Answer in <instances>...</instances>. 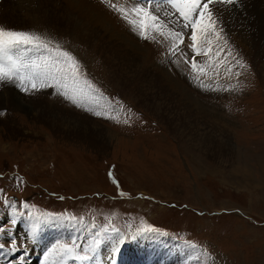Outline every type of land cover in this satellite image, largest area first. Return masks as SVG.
<instances>
[{
	"label": "rangeland",
	"instance_id": "rangeland-1",
	"mask_svg": "<svg viewBox=\"0 0 264 264\" xmlns=\"http://www.w3.org/2000/svg\"><path fill=\"white\" fill-rule=\"evenodd\" d=\"M23 1L31 13L39 3L40 9L50 12L46 16L59 13L60 28L33 33L48 36L53 46L59 44L77 58L86 78L105 98L98 101L104 115L76 107L52 88L27 94L10 84L35 104L15 103L0 109L4 113L0 115V189L4 190L0 195V243L4 249L29 261L26 251L34 246L18 227L21 221L27 227L37 221V229H65L52 246L71 239L81 244L82 234L85 244L106 228L101 232L106 240L97 255L111 242L118 249L121 243L116 239L124 241L120 259L115 257L111 264H124L127 249L134 253L132 262L138 261L135 255L146 259L148 254L155 257L152 264H158L159 255L175 253L169 264H264V63L259 64L255 56L264 59V48L245 43L244 54L233 51L225 62L232 74L222 66L219 76L213 77L208 69L207 77L200 78L202 88L179 53L171 55L166 42L141 39L101 0ZM113 2L122 4L123 0ZM238 7L223 9V18L231 17ZM0 13L13 23L25 15L23 7L17 15ZM68 13L95 28L97 37L84 42L68 34L64 30L70 23ZM152 44L158 48L149 54ZM132 59L139 60L133 65L137 68L126 63ZM113 71L127 78L120 81ZM163 79H173L174 85L168 86ZM132 80L138 83L136 93L123 89ZM155 84L163 88L164 109L171 107L179 115L182 102L200 123L212 116L221 124L210 151L205 150L211 142L206 129L201 132L196 126V145L190 144L146 106L152 104ZM90 101L86 106L97 103L96 98ZM59 110L62 115L55 118ZM5 198L17 202L15 210L5 205ZM149 225L159 231H144ZM13 239L18 241L17 251L12 250ZM143 239L147 243L141 244ZM41 240L48 249L50 244ZM180 248L188 251L185 258L179 255ZM54 257L48 264L60 260ZM106 260L102 264L109 263ZM66 261L95 264V260Z\"/></svg>",
	"mask_w": 264,
	"mask_h": 264
},
{
	"label": "snow or ice",
	"instance_id": "snow-or-ice-1",
	"mask_svg": "<svg viewBox=\"0 0 264 264\" xmlns=\"http://www.w3.org/2000/svg\"><path fill=\"white\" fill-rule=\"evenodd\" d=\"M101 3L118 13L141 39L160 43L162 37L168 45L169 53H179L184 58V62L192 70V78L202 88L205 85L200 78L207 77L208 69L212 70L213 77L219 76L222 66L225 72L232 74V68L225 66L227 58L232 56V50L230 47L226 49L227 39H223L221 43L224 33L223 9L229 6L238 7L241 0H123L122 4L113 0H101ZM186 39L191 43H185ZM181 44L184 48L179 47ZM197 57L206 59L201 62ZM233 59L236 58L233 56ZM236 64L244 67L239 59H236ZM82 67L70 51L59 44L53 46L48 38L33 32L8 30L0 26V85L13 84L27 94L52 88L56 94L76 107L102 116V111L86 106V101L91 98H96L97 106L98 101L105 98L86 78ZM235 75L238 77L240 74ZM214 82L218 84V81ZM108 103L111 106V102ZM0 115L4 113L0 112ZM109 176L111 178V172ZM0 195H4L3 189H0ZM4 203L15 210L16 201L10 202L5 198ZM35 228L36 225L33 224V233ZM104 231L107 229L97 231L84 245L79 244L76 239L70 243L57 242L48 250L45 260L47 261L49 255H58L60 260L54 261V264H66L67 259L79 262L95 260V264H99L96 256L102 241L97 237ZM144 231L159 230L149 225ZM0 232H3V228H0ZM3 248L4 244L0 243V249ZM12 250H18L16 239L12 240ZM20 260L23 261V257Z\"/></svg>",
	"mask_w": 264,
	"mask_h": 264
},
{
	"label": "bare ground",
	"instance_id": "bare-ground-1",
	"mask_svg": "<svg viewBox=\"0 0 264 264\" xmlns=\"http://www.w3.org/2000/svg\"><path fill=\"white\" fill-rule=\"evenodd\" d=\"M15 1L18 3H16ZM20 7H23V10L25 11V15H23L21 17L20 21H18L17 19H15L14 23L12 21H7L5 19H2L3 14L0 13V26L4 27L3 24L7 25V27H4V28H6L8 30H14L15 28H21V31H25V32L46 33L49 30L58 29L63 25V22L59 16L58 12L55 11L54 12L55 14L53 16L52 15L46 16V14H49L50 12H46L43 8L40 9V3L36 6V8H35L36 11L31 13L23 0H2V1L0 0V10L7 12L8 14L15 13L17 15V12L20 11ZM68 17L70 19V23L64 29L68 34L73 35L79 41L83 40L84 42H88L89 38H96L97 37L98 31L95 28L90 29V27L88 25H84V24L80 23L79 21L74 20L73 16L69 13H68ZM223 21H224V33H226V36L224 35V33H222L221 43L223 42V39H227L228 44L226 46V49L230 47L232 52L235 51V52H238L239 54H244L242 52H245V43H247L249 46H257L259 49L264 48V0H245L244 4L239 6L238 9H236L235 13L232 14L231 17L223 18ZM10 22H12V23H10ZM52 34L55 35V33H52ZM44 37L48 38V36H44ZM50 40L53 41V39H50ZM163 42L164 41L162 38L160 44ZM90 43H92V42H90ZM157 48H158L157 45L152 44V51L149 54H153L155 52V49H157ZM165 48H167V47H165ZM167 50H169V48H167ZM255 56H256L257 62L259 64L264 63V59L262 57H260L259 55H255ZM228 58H227V60H229ZM200 60H202V59H200ZM126 63L131 65L132 67H135L133 65H136L137 63H139V60L138 59H132V60H128ZM117 64H118V66H122L123 62L118 60ZM259 64H258V66H259ZM145 67H149V66L145 65ZM135 68H137V67H135ZM263 70H264V66H263ZM156 72L158 73V71H156ZM114 74L118 77V79L120 81H124L127 78V77L123 76L122 74H120V72H118V73L114 72ZM173 79L177 80V77L175 75H173ZM173 79H171V80L163 79V80L166 81L168 86L171 87L174 85ZM155 88H156L155 92H154V90H152V92L154 93V96L152 97V104L148 103V104H146V106L148 108H151V111L153 112V114L155 116L161 118L164 122H166L169 125L170 129L175 130L174 131L175 134H177L183 140H187L190 144L196 145L195 133L199 132V129L196 128V126L199 125L198 127H201V129H200L201 132H202V130L205 131V129H206V132H209V134H211V140H210L211 142H210V145L208 144V147L205 148V150L210 151L211 147L217 142V137H218V132H219V130L217 129L218 128L217 126H220L221 124L219 122H217V120L215 118H213L212 116L209 119L205 120V122L203 124L200 123L199 120H195L196 118L194 117V114H192L193 115L192 116L191 113L187 111L188 109L185 108V106L182 102H180L178 104L179 115L171 107H167L164 109L162 106L163 101L160 98V96L163 93V88L157 84H155ZM123 89H131L133 93H136L137 89H138V83L135 82L134 80L130 81L129 83H124ZM168 93H170V92H168ZM180 94L182 95L183 98L187 99L186 96L184 95V93H180ZM188 98H191V100H196V99L192 98L191 95H189ZM210 102L211 101H209V103ZM15 103H21V104L27 103L29 105L35 104V102L30 103L27 98L21 96L16 91H14V87L12 85H10V84L1 85L0 109H3L2 107L6 108V106H8V105L14 106ZM27 109L30 110V107H27ZM189 111H190V109H189ZM193 111L196 112V114H197V110L196 111L193 110ZM55 112H57V111H55ZM58 112L59 113L55 114V118H58L59 115H62L61 110H59ZM211 119H212V121H211ZM188 127H192L193 132L192 131L189 132ZM194 129H196V131ZM201 135H199V136L201 137ZM203 135L205 136V134H203ZM205 139H207V138H205ZM226 142L229 144L230 140H227ZM227 143H224V145L227 146ZM93 144H94V141H93ZM94 145H96V144H94ZM229 145H231V144H229ZM96 146L99 147V144L97 143ZM201 146L203 147V143L201 144ZM23 228H28V227L26 225V222L21 221V223H19V230H21ZM60 230L64 231L65 229L63 230V229H57L54 227H46V226L44 228H42V235H43L44 242L47 241V244H50L49 245L50 247L48 249H46L47 246H43V244H42L43 241L40 240L38 245L36 247H34V249L32 251V255L29 256L30 257L29 261H27V258H26L25 260H23V261L20 260L18 262V260L15 259L14 257H17V256L21 257L20 254H17L14 252H9V251L5 252L4 250L0 249V264H27V263L28 264H48L50 261V255L48 256L47 261L45 260V255L48 253V250L53 247L52 246L53 242L54 241L56 242V240L61 237V234H60L61 231ZM30 233H31L30 237L33 238L34 234L32 232H30ZM117 250L118 249L116 248V244L111 242L109 244V246L105 250H103V253L101 252L102 258H105L108 260L109 263H107V264H111L110 261L112 260V257L115 256ZM125 254H127L128 257L125 256V258L126 257L127 258L125 259L124 264H128L129 262H130V264H135V263L152 264V261L155 260V257L149 256L148 254H147L146 259L144 257L138 258L139 255H135L138 257L137 258L135 257L133 259H135L136 261L138 260V261L132 262L131 261V255L134 256V253L131 250L127 249ZM176 255L177 254H175V253L171 254V256L170 255L169 256L168 255H165V256L159 255L158 264H169V262L171 261V258L172 257L175 258ZM56 260L58 262V259H56Z\"/></svg>",
	"mask_w": 264,
	"mask_h": 264
}]
</instances>
